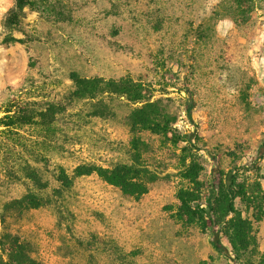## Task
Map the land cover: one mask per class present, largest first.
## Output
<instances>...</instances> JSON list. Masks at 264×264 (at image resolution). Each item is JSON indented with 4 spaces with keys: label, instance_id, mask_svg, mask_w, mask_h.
<instances>
[{
    "label": "rangeland",
    "instance_id": "obj_1",
    "mask_svg": "<svg viewBox=\"0 0 264 264\" xmlns=\"http://www.w3.org/2000/svg\"><path fill=\"white\" fill-rule=\"evenodd\" d=\"M47 3L24 8L18 24L7 25L14 0H0V117L10 106L54 109L48 125L20 128L18 137L0 128V234L17 235L42 264H232L208 234L171 218L182 145L145 130L132 134L128 116L139 104L73 99L69 74L141 82L172 127L196 133V146L209 148L226 171L231 154L242 164L264 138V0ZM184 87L194 103L191 122ZM136 154L153 178L138 199L95 173L74 178L68 190L55 180L58 168L72 176L79 165L132 164ZM209 155L198 152L203 181L214 166ZM25 163L39 187L25 178ZM258 164L264 174V158ZM29 190L44 198L40 207L3 212ZM255 229L260 253L250 264H264V219Z\"/></svg>",
    "mask_w": 264,
    "mask_h": 264
},
{
    "label": "trees",
    "instance_id": "obj_2",
    "mask_svg": "<svg viewBox=\"0 0 264 264\" xmlns=\"http://www.w3.org/2000/svg\"><path fill=\"white\" fill-rule=\"evenodd\" d=\"M49 6L47 0H14V5L5 15L7 25H17L20 14L26 7L38 9ZM74 85L73 99L96 100L103 96H117L132 104H139L128 116L132 134L145 130L155 135L170 137L173 144H181L182 151L180 178L181 185L175 192L178 202L171 218L182 226H196L202 233L208 234L209 243L219 254H230L232 264H250V260L259 254L255 224L264 219V189L261 180L264 174L258 164L264 158V138L257 143L254 156H247L245 162L236 164V154H231L233 164L226 171L218 166V156L209 152V148L196 146L198 136L194 132H179L172 127L174 119L162 109L160 100H153V94L141 82L129 76L119 79L85 78L75 72L69 74ZM188 98L184 111L192 121L193 100L188 88L182 89ZM97 103H102L98 100ZM54 117V109L36 111L29 106H10L0 117L1 133L19 136L20 128L38 124L48 125ZM138 140L132 138L131 146L137 149ZM23 147L21 142L14 147ZM207 151L214 165L206 181L201 180L203 165L198 152ZM136 154L132 164H119L111 168L95 165H79L69 176L58 168L55 180L59 187L68 190L76 177L95 173L101 180L117 187L124 195L140 198L148 192V184L153 181L152 174L139 164ZM25 178L35 186H40L36 171L28 163L23 164ZM18 179L17 176L13 178ZM39 189H43L39 188ZM59 191V190H58ZM44 198L29 190L20 199L4 204L3 212L13 209H35L43 204ZM0 223L4 225L3 213ZM0 264H42L31 256L29 244L4 230L0 234ZM264 256V254H262Z\"/></svg>",
    "mask_w": 264,
    "mask_h": 264
}]
</instances>
